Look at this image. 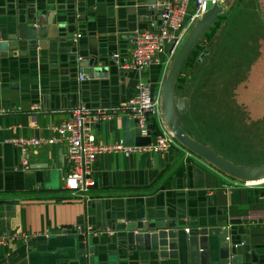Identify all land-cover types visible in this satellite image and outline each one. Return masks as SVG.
I'll return each mask as SVG.
<instances>
[{
	"label": "crops",
	"instance_id": "1",
	"mask_svg": "<svg viewBox=\"0 0 264 264\" xmlns=\"http://www.w3.org/2000/svg\"><path fill=\"white\" fill-rule=\"evenodd\" d=\"M221 6L224 13L216 19L209 37L204 38L209 53L203 64H198L196 83L220 84L223 65H227L220 63L245 61L247 48H252L251 58L256 61L259 54L256 49L264 44V0H253L252 15L239 12L248 6L243 0H226ZM32 13L41 16L43 22L49 19L55 25L49 26L50 30L57 29L59 37L50 39L47 48L38 47L29 54L22 52L25 56L15 52L12 57H0V236L13 232L30 235L27 240L16 238L0 244V264H66L64 260L73 255L71 245L75 237L81 235L93 238L98 248L107 249L109 261L129 264L114 253L118 238L106 229L124 227L137 214L146 216L152 225L159 219L176 220L182 235L188 233L186 228L192 224L200 228L223 227L229 230V238L238 243L243 237L248 239L242 264H264V189L232 186L239 178L186 147L130 156L100 154L92 171L95 185L86 192L65 188V177L71 169L67 158L69 143L55 128L70 119L71 110L79 105L91 110L123 108L139 82L148 83L155 91L162 80L164 56L143 71L120 67L122 71L117 72L111 60L114 52L122 59L131 57L135 47L132 32L161 27L153 3L150 0H0L1 25L16 17L24 20ZM243 21H253L254 30L238 36L234 32H244L240 28ZM77 33L82 36L73 45ZM121 34L131 35L120 39ZM98 54L103 55L101 59L109 66L108 72L81 81V76L86 74L72 65L76 56L88 62ZM244 77L242 72L233 81H226L228 90H224V96L232 95L243 79L236 90L239 100H243L242 96L250 90V79ZM195 87L190 91L180 89L177 94L188 99V110L181 115V121L193 139L209 145L207 139L216 141L214 124L209 121L210 128L206 129V121L197 122L190 114L198 106ZM249 108L245 111L254 121L264 118L263 107L257 111ZM236 112L240 117L237 109ZM199 113L201 108L195 112L196 117ZM122 119L95 123L96 142L124 143ZM150 124L153 140L159 125L154 117ZM34 138L42 140L41 144L26 149L18 143L21 139ZM53 139L54 142H48ZM78 226H92L93 231L76 230ZM62 228L67 231L63 232ZM100 229L104 231L97 233ZM165 262L177 264V261Z\"/></svg>",
	"mask_w": 264,
	"mask_h": 264
},
{
	"label": "water",
	"instance_id": "2",
	"mask_svg": "<svg viewBox=\"0 0 264 264\" xmlns=\"http://www.w3.org/2000/svg\"><path fill=\"white\" fill-rule=\"evenodd\" d=\"M150 1L157 10V18L160 20L158 24L162 26L164 0ZM223 13L224 9L221 5L208 2L204 14L181 46L165 82L163 92L164 117L178 141L191 152L235 178L244 180L263 179L264 164L248 166L232 162L217 153L209 145L193 139L181 121V115L188 110V99L177 95L175 90L177 79L191 51L205 38L216 19ZM49 26L55 25L49 19L43 22L41 16H37L35 13L26 15L24 20L16 17L7 25L0 24V57H12L15 52L25 56L22 52L29 54L38 47L47 48L51 44L52 40L50 39H58L59 37L58 30H50ZM129 35L131 34H121L120 39L129 38ZM132 35L136 37L135 32H132ZM72 44L76 45V42ZM117 53L111 54V60L117 66V72H121L122 70L119 69L120 66L114 57ZM208 53L209 49L206 48L200 54L198 62H202ZM80 57L82 56L77 55L76 60L73 57L75 64L72 65H75L82 74H86H84L85 79L103 75L109 70L106 61L101 59L103 58L101 54L89 58L88 62L84 61L83 57L79 59ZM122 130L125 145H147L152 140V125L148 124L147 126L148 135L141 136L138 120L132 119L128 115L123 116ZM141 215L137 214L131 220L132 222L124 227L107 228L114 232L113 235H115L116 240L118 238L114 253L128 261L129 264H167L164 263L167 260L177 261V264H242L245 261L248 239L243 237L242 242L238 243L233 237L228 238L229 230L223 227L200 228L198 225L192 224L189 232L182 235V230L179 229L180 225L176 220L166 222L164 219H159L155 225H152L149 220H146V216ZM87 237L85 235H81L79 238L75 237V242L71 245L73 255L64 260V263L119 264L117 260L109 261L106 258L109 255L106 253L108 250L98 248L94 239Z\"/></svg>",
	"mask_w": 264,
	"mask_h": 264
},
{
	"label": "built area",
	"instance_id": "3",
	"mask_svg": "<svg viewBox=\"0 0 264 264\" xmlns=\"http://www.w3.org/2000/svg\"><path fill=\"white\" fill-rule=\"evenodd\" d=\"M208 2L222 5L226 0H164L162 26L157 30L137 31L135 47L130 58L122 59L118 53L114 56L122 69L137 71L148 69L151 65L159 62L160 56H164L162 80L155 91L148 83L141 81L137 85L135 94L128 100L125 107L91 110L79 105L71 110L69 120L55 128L69 143L67 158L71 169L65 177V188L73 192H86L95 185L92 177L93 166L97 157L103 153L113 152L130 156L140 152H161L171 148H185L166 123L163 112V92L172 63L189 32L204 14ZM81 36L80 33L75 34L74 42H78ZM80 80H85L83 75ZM124 115L138 120L141 136L148 135L147 126L150 124L151 118H156L159 129H157L155 138L147 145H125L122 142L98 144L93 132V125L108 122L114 118H122ZM152 132L153 135V129ZM54 141L53 139L48 142ZM41 142L42 140L35 138L18 140V143L25 146L26 149L31 146H38ZM234 185L264 189V178L258 180L237 179L233 182L232 186ZM78 228L84 232L93 231L92 226L75 227L76 230ZM62 231L67 230L62 228ZM99 231L97 233H102L104 230L100 229ZM186 231L189 232V228H186ZM29 237L28 234L13 232L0 236V244H7L16 238L27 240Z\"/></svg>",
	"mask_w": 264,
	"mask_h": 264
},
{
	"label": "rangeland",
	"instance_id": "4",
	"mask_svg": "<svg viewBox=\"0 0 264 264\" xmlns=\"http://www.w3.org/2000/svg\"><path fill=\"white\" fill-rule=\"evenodd\" d=\"M243 1L246 2L248 6L246 8H241L239 12L243 13V15H252L253 9L250 6H253V0ZM243 22H240V28L244 32L238 30L235 31L234 34L239 36L240 33H243L244 36L247 35L248 32H252L254 30L255 24L253 21ZM204 40L205 39H203L201 43L202 45H204ZM239 47L240 45L238 48ZM241 50L243 49H237V51ZM246 50L249 54L247 55L248 58L245 61L242 59L239 64L220 63L227 65H223V70L221 71V77L219 79L222 82L219 85H221L224 90L227 91L228 85L226 84V81H233L234 77H239V74H241L244 70V78L248 77L250 79V90H248V93L242 96L243 100L240 101L236 90L237 87L243 83V79H241L242 81L239 82V85L235 88V92L232 93V95L223 96V98H225L221 106L217 105V101L215 103H211L214 110L210 108V111L206 114L207 117L211 115L209 119L210 122H212L211 125L214 124V129H212V131L215 134L216 141H211L208 139L207 141H210L209 145H211L214 150L227 159L240 163L241 165L256 166L264 160L262 157V154H264V126H255L254 123L258 122L254 121V119L248 115L247 111L250 110L249 106H251L253 110L256 111L260 107H263L262 109H264V44H261L256 49L259 53L257 55L258 60L256 61L251 58L253 53L252 48H247ZM223 55L224 54H221V56ZM206 65L212 64H205V66ZM245 65L247 67H245ZM209 69L210 66L207 70ZM246 72L249 75L246 76ZM229 107L231 110L228 109ZM236 109L238 110V113L240 112L239 121H241L243 124V127L240 128L241 130L239 131L238 124L235 121L237 119L235 118L234 120V117H231L233 115H237ZM245 109L247 111H245ZM214 112L216 113L214 114ZM228 114H230V116H228ZM200 119H202L201 113H199V116L196 117V121L201 122ZM214 119H217V122L214 121ZM261 120L264 121V118ZM187 129L189 133H192L189 130L188 125ZM201 140L204 141L203 139ZM224 149H228L234 154Z\"/></svg>",
	"mask_w": 264,
	"mask_h": 264
},
{
	"label": "trees",
	"instance_id": "5",
	"mask_svg": "<svg viewBox=\"0 0 264 264\" xmlns=\"http://www.w3.org/2000/svg\"><path fill=\"white\" fill-rule=\"evenodd\" d=\"M216 23L217 22H215L214 26L207 33L205 38L209 37V34L213 30V28L216 26ZM202 41L194 47V49L191 51L190 55L188 56L184 66L182 68V71H181V73L177 79L175 90H176L177 94H179L180 89H184V90L188 89L190 91L191 88L193 87V85L195 87V84H196L195 89L199 88L197 85H199V84L202 85L201 88H199L197 90H195V89L193 90V92H195L194 97L198 102V106L196 108H192L190 111V114H192V116L194 117L193 119L196 120L195 112L199 108H201L202 119H200V120L206 121L205 128L209 129L210 128V122H209L210 119L208 118L209 116L207 117L205 114L210 111L209 110L210 108L213 109L211 103H215L217 101V105L221 106L225 97L223 98L224 88L217 83H211L209 81H206L205 83L199 81L198 83H196L197 76H198V73H196V72L199 68L198 64H202L204 59H205L204 58L202 62H198V58H199L200 54L206 49L205 45L201 44ZM245 67H247V66L245 65ZM243 72H244V70H243ZM190 79H191V82H190ZM205 97H206V99H205ZM203 99H204V101H203ZM228 109L231 110L230 107ZM214 113H216V112H214ZM228 116H230V114H228ZM231 117H234V120H235V118L238 120V121L235 120L236 123L238 124V131L241 130L240 128L243 127L242 126L243 124L241 123V121H239L240 117L238 115H233ZM214 121L217 122V119H214ZM257 122L258 123H254L255 126H264V121L259 120ZM262 157L264 158V154H262ZM262 164H264V160L256 166H260Z\"/></svg>",
	"mask_w": 264,
	"mask_h": 264
}]
</instances>
